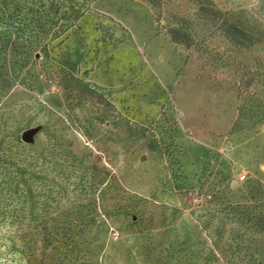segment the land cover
<instances>
[{
    "label": "rangeland",
    "instance_id": "rangeland-1",
    "mask_svg": "<svg viewBox=\"0 0 264 264\" xmlns=\"http://www.w3.org/2000/svg\"><path fill=\"white\" fill-rule=\"evenodd\" d=\"M160 2L23 0L29 31L0 26V264H264V122L233 130L241 71L165 23L262 73L264 45ZM214 2L264 28V0Z\"/></svg>",
    "mask_w": 264,
    "mask_h": 264
},
{
    "label": "trees",
    "instance_id": "trees-1",
    "mask_svg": "<svg viewBox=\"0 0 264 264\" xmlns=\"http://www.w3.org/2000/svg\"><path fill=\"white\" fill-rule=\"evenodd\" d=\"M144 1L158 9L162 5L160 0ZM22 4H24L23 0H0V26L7 29L9 27L13 30L17 29L23 34L28 32L29 24L25 16L22 15L24 7ZM193 4V11L196 16H203L211 24L214 31L220 32L238 50L264 45V28L260 19L254 17V14L250 11L247 12L242 9L237 12L223 11L217 7L214 0H193ZM165 24L168 38L172 43L183 45L188 49L194 46L200 51L203 60L210 63V66L223 67L234 73L241 71L238 75L246 80L243 83L241 81L234 82L238 83L236 97L239 100V105L237 119L233 123L232 129H251L257 124L263 123L264 100L261 93L264 91V73L259 70L263 63L258 61V66L255 67L235 64V61L229 55L231 53H220L201 45L194 31L182 17H173ZM205 62H203V65H206ZM251 86H254V92L248 90Z\"/></svg>",
    "mask_w": 264,
    "mask_h": 264
},
{
    "label": "water",
    "instance_id": "water-1",
    "mask_svg": "<svg viewBox=\"0 0 264 264\" xmlns=\"http://www.w3.org/2000/svg\"><path fill=\"white\" fill-rule=\"evenodd\" d=\"M35 133V130H27L25 131L22 136L21 140L24 142H29L32 139L33 134Z\"/></svg>",
    "mask_w": 264,
    "mask_h": 264
}]
</instances>
